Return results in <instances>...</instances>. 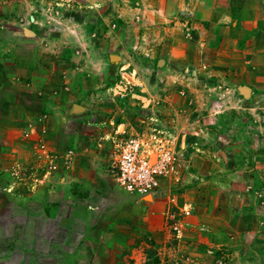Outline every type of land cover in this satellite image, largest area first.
Returning a JSON list of instances; mask_svg holds the SVG:
<instances>
[{
	"label": "rangeland",
	"instance_id": "rangeland-1",
	"mask_svg": "<svg viewBox=\"0 0 264 264\" xmlns=\"http://www.w3.org/2000/svg\"><path fill=\"white\" fill-rule=\"evenodd\" d=\"M88 1L38 3L54 34L73 11L94 35L103 18ZM230 3L227 12L241 8ZM140 13L97 28L95 42L111 31L99 76L71 70V63H84L72 47L49 61L62 70L46 76L29 68L9 74L3 67L13 61L0 60V264H264V28H212L203 51L199 39L179 43L191 40L186 14L173 21L155 16L146 29L140 22L147 13ZM6 36L0 29L9 53L30 49ZM166 38V54L155 57ZM141 55L154 58L143 64ZM123 71L133 83L120 97ZM75 79L83 90L73 91ZM44 98L65 107L32 109ZM146 115L178 137L181 156L175 177L142 196L118 186L109 160L116 124L129 121L136 130Z\"/></svg>",
	"mask_w": 264,
	"mask_h": 264
},
{
	"label": "crops",
	"instance_id": "crops-1",
	"mask_svg": "<svg viewBox=\"0 0 264 264\" xmlns=\"http://www.w3.org/2000/svg\"><path fill=\"white\" fill-rule=\"evenodd\" d=\"M88 2L92 12L97 13L101 20L103 18L105 22L104 23L102 20L101 23H95L96 26L94 25L93 27L94 35L92 33L90 34L84 16H81L78 12L67 11L68 13H64V17L62 16L59 19L61 26L55 29L56 31L54 34L52 28L56 27H48L46 20L44 21V15L47 9L41 7V3H38V0H0V29H2V31L4 29L8 34L5 38L11 40L10 43L12 45H22V51L30 48L25 52H21L17 49L13 54L9 53L6 48H3L2 44H0V60L13 61L12 63L6 64V66L9 67L3 68H9V74H19L18 72L20 69L29 68L30 74L46 76L56 69L62 70L61 66L59 67L58 65L53 67V63H49V61H54L53 58H57V53H64L66 49L72 47L77 50V52L73 53V58L80 62L83 58L84 61L82 62L84 63L81 66L71 63V70H79L75 71L76 75L99 76L102 70H104L106 64L105 60L109 59V54L107 53V51H109V41L107 38L110 36L109 34L111 31L109 30L106 32V35L101 38L102 40L95 42L93 36H98V34H100L97 28L109 29L107 26L111 27V20L114 16L121 18L125 22L134 21L133 18H135V15L133 14L137 12H141V15L144 14V12L147 13L142 17L140 16L141 28L145 27L146 29L149 28L148 26H150L152 20L155 19V16L156 18L161 17L165 20L173 21V19H180L181 14H186L189 17L188 20L191 21L190 28L192 33L189 34L191 40L185 38L186 42L180 40L179 43L189 45V43H196V40L199 39L202 41V44H204V47H206L203 51H207L208 46L206 45L209 44L212 28H232L242 33H245V30L250 32L248 29L251 28H257L256 30L261 32V28H264V19L260 15V12L263 10H261L260 7L264 6L261 5L262 3L260 0H243L239 1L237 4L232 0H223V2L221 0L218 2H210V0H137L134 4L130 0H113L110 1L111 3H108L107 0H89ZM230 2H232L233 7L241 8H239L238 11H236V9L230 12H227V10L225 11L223 7H232ZM112 4L116 7H112ZM127 5L129 7H126ZM142 18L145 19L142 21ZM147 21H149V24L146 23ZM144 22L146 23L145 26ZM262 31H264V29ZM142 37L146 39L144 41L145 44L151 42L148 31L144 32ZM168 42L166 38L164 42L162 41L161 45L156 47L155 57L158 56L159 58L161 55L164 56V54H166V45ZM104 44H106V46H103ZM110 55L112 54L110 53ZM141 56L143 64L151 62L150 58H154L153 55H150V58H146L144 55ZM175 56L177 57V55ZM188 57L182 58V60H184L183 62L186 61L187 64L185 73L186 75L193 76V74H195L194 65L193 62L188 63L190 58ZM59 59L61 58L59 57ZM95 60L100 61L101 65H91V62L94 63ZM120 74L124 82L133 83L132 80L128 78L127 71H123ZM71 86L74 92L84 89L82 84L78 82V79H75ZM30 94L31 98L34 99L35 96L33 93ZM34 102L35 104L33 106L30 105L32 109L40 107L41 105L48 106L52 102H56V105L59 107H65L62 100L50 101V99L44 98ZM250 102L252 103L253 100ZM146 117L147 118L138 119L144 124L141 128H137L136 130L129 128V121L118 122L116 124L117 133L118 130H121L125 132L124 135H134L146 129L149 124L157 125L162 128L161 125L154 120L149 121V119H155L156 117H148V115H146ZM60 135L61 133L59 132V138L61 137ZM182 139L181 144L184 146L186 145V141L184 137Z\"/></svg>",
	"mask_w": 264,
	"mask_h": 264
},
{
	"label": "built area",
	"instance_id": "built-area-1",
	"mask_svg": "<svg viewBox=\"0 0 264 264\" xmlns=\"http://www.w3.org/2000/svg\"><path fill=\"white\" fill-rule=\"evenodd\" d=\"M65 4V1L64 3ZM127 81L117 84V95L124 97ZM119 131L110 152V171L117 184L129 193L146 196L162 187L163 181L178 172V137L157 125L134 135Z\"/></svg>",
	"mask_w": 264,
	"mask_h": 264
},
{
	"label": "water",
	"instance_id": "water-1",
	"mask_svg": "<svg viewBox=\"0 0 264 264\" xmlns=\"http://www.w3.org/2000/svg\"><path fill=\"white\" fill-rule=\"evenodd\" d=\"M242 92H243L245 95H247V96H251V95H252V88H251L250 86H248V85H244V86L242 87ZM75 108H76L77 110H79V109H82V106L76 104V107H75Z\"/></svg>",
	"mask_w": 264,
	"mask_h": 264
}]
</instances>
